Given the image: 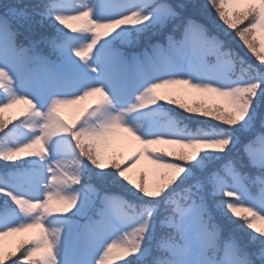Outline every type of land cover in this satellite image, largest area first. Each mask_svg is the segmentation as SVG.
I'll use <instances>...</instances> for the list:
<instances>
[{"label": "snow or ice", "instance_id": "1", "mask_svg": "<svg viewBox=\"0 0 264 264\" xmlns=\"http://www.w3.org/2000/svg\"><path fill=\"white\" fill-rule=\"evenodd\" d=\"M2 8L0 264H264V0Z\"/></svg>", "mask_w": 264, "mask_h": 264}, {"label": "rangeland", "instance_id": "2", "mask_svg": "<svg viewBox=\"0 0 264 264\" xmlns=\"http://www.w3.org/2000/svg\"><path fill=\"white\" fill-rule=\"evenodd\" d=\"M61 112L66 119L71 120L75 112V106H69L67 108H64L61 110ZM17 115H18L17 109H10L4 114V118L5 120H8L14 118ZM133 147H135V145L132 144L129 140L123 138H116L113 141H111L108 145L103 146L102 150L107 151L110 155H113L116 158H119L122 155L126 156ZM0 163L3 164V162ZM150 167L151 166L148 164V162L143 158H141L140 164L135 170V174H138L139 171L147 170ZM20 238L21 237L19 235H15V234L9 237H5L3 240L5 250L7 251L12 247H14L15 244L19 242Z\"/></svg>", "mask_w": 264, "mask_h": 264}, {"label": "trees", "instance_id": "3", "mask_svg": "<svg viewBox=\"0 0 264 264\" xmlns=\"http://www.w3.org/2000/svg\"><path fill=\"white\" fill-rule=\"evenodd\" d=\"M11 2V0H0V11H3V8H2V5L3 4H6V3H10ZM170 2H173V3H175V2H177V0H170ZM249 59H250V62H252V63H254V64H258L259 62H257V61H255V59L254 58H252V57H249ZM167 107V106H166ZM16 117V116H15ZM20 119H23V117L21 116V117H19ZM12 122L13 123H16V122H18L16 119H14V118H12ZM9 126H11V125H9ZM3 170V164H1L0 163V171H2Z\"/></svg>", "mask_w": 264, "mask_h": 264}]
</instances>
